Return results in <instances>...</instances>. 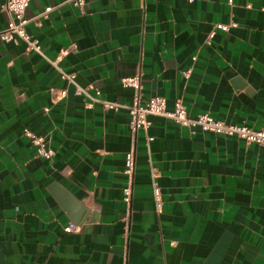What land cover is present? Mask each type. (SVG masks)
I'll use <instances>...</instances> for the list:
<instances>
[{"label":"crops","instance_id":"crops-1","mask_svg":"<svg viewBox=\"0 0 264 264\" xmlns=\"http://www.w3.org/2000/svg\"><path fill=\"white\" fill-rule=\"evenodd\" d=\"M46 6L41 25L25 27L42 54L0 40V264H264V148L160 116L132 131L135 93L121 83L139 76L142 101L264 129V0H86L83 12L31 0L25 16ZM7 21L0 9V29Z\"/></svg>","mask_w":264,"mask_h":264},{"label":"built area","instance_id":"built-area-1","mask_svg":"<svg viewBox=\"0 0 264 264\" xmlns=\"http://www.w3.org/2000/svg\"><path fill=\"white\" fill-rule=\"evenodd\" d=\"M31 0H5L0 6V9L5 11L8 15V21L4 28L0 29V40L4 42L13 41L15 39H21L26 44V50H34L41 52V46L39 40L26 31V25L29 22L34 23L36 26L41 25V20L48 17L49 12L53 6H46L40 13L32 17L25 16V10L29 6ZM72 6L78 8L81 12L84 11L86 0H66ZM231 2V0H229ZM231 26H236V22H230L229 24L218 23L214 25L213 30L208 34V41L213 38L215 30H228ZM55 64V63H54ZM60 71L62 79L75 82V74L73 72ZM187 75V72L185 73ZM121 83L125 87H131L134 89V98L132 104L128 106L129 126L132 131H136L138 128L148 129L151 122L148 116H160L163 118L171 119L178 125L187 128L190 132L200 130L203 132H211L215 134H221L225 136H236L245 140L247 143H254L264 148V129H253L246 124H232L226 123L222 120L215 119L209 113H201L196 116H190L186 107L181 101H176L172 108L167 107L166 99L162 96H151L146 100L140 98V78L139 76L124 77L121 79ZM74 93L80 95L86 93V88H82L76 85ZM60 94L63 96L66 94V90H60ZM100 92L96 91V95ZM103 106L107 109L117 110L119 105L115 102L108 100H102ZM25 136H27L31 143L36 147L37 155L43 158H50L53 155V151L47 146L46 140L43 136H40L33 131L25 128L23 130ZM148 141L151 137L147 138ZM135 167V156L133 150H129L125 153L124 158V172L131 177ZM153 176L156 174V169L151 168ZM123 200L129 202L131 198L132 188L131 183H128L123 187ZM152 193L155 202V207L159 211L162 205L160 187L154 179H152ZM76 229V225L69 222L64 230L69 232Z\"/></svg>","mask_w":264,"mask_h":264},{"label":"water","instance_id":"water-1","mask_svg":"<svg viewBox=\"0 0 264 264\" xmlns=\"http://www.w3.org/2000/svg\"><path fill=\"white\" fill-rule=\"evenodd\" d=\"M59 197L62 199V201L66 204V205H71L70 207H73V203H72V199L70 196L67 195L66 192H64L63 190L59 191Z\"/></svg>","mask_w":264,"mask_h":264}]
</instances>
